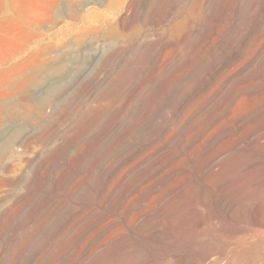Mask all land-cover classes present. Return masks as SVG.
<instances>
[{
	"label": "rangeland",
	"instance_id": "374dc122",
	"mask_svg": "<svg viewBox=\"0 0 264 264\" xmlns=\"http://www.w3.org/2000/svg\"><path fill=\"white\" fill-rule=\"evenodd\" d=\"M111 1L0 0V264H264L263 146L253 165L223 176L209 174L208 166L198 169V158L189 146L181 157L163 160L155 173L139 170L140 162L127 168L130 159L110 166L116 160L113 153L99 157L89 172L84 155L93 154L90 147L98 139L104 115L95 107L87 109V95L81 97L83 77L109 54L107 44L115 39L82 30L83 25L98 24L90 13H106L119 27L121 10H132L138 19L127 21L126 31L142 30L138 40L122 44L127 49L115 59L122 64L131 55L145 58L139 65L130 62L109 86L111 99L103 107L111 109L126 96L130 97L126 105L131 106L137 94L148 89V78L133 88L149 66L145 50H136L146 38L174 27L188 14L197 22L203 10H264V0H123L120 5ZM168 10L171 13L163 20ZM146 12L156 18L153 28L142 25ZM85 14L89 16L83 18ZM181 24L177 33L184 31ZM210 24L223 27L225 20ZM223 35L215 39L220 41ZM186 44L194 52L199 48L196 37L187 36L164 50L167 59L183 62L188 56ZM166 63L158 60L159 68L151 74L163 72ZM70 107L71 117L59 120L58 115ZM255 126L248 129L264 132ZM197 131L200 142L203 130ZM24 139L35 146L25 153L37 162L33 171L31 165H20ZM38 140L44 144L38 146ZM157 140L163 143L161 137ZM242 143L249 149L255 144L251 139ZM57 144L62 149L54 154ZM163 147L171 155L178 149L171 141ZM240 149L241 144L231 146L228 156ZM182 166L187 173L178 170ZM253 168L262 171L257 179L249 176ZM29 173V189H20ZM163 173L173 188L160 187V181L151 186ZM130 175L136 185L124 190ZM19 192V206L11 208L9 203ZM228 196L232 200L225 203ZM174 201L181 204L179 208L172 207ZM75 207L78 210L72 211ZM105 250L109 257L104 260L100 251Z\"/></svg>",
	"mask_w": 264,
	"mask_h": 264
},
{
	"label": "bare ground",
	"instance_id": "6f19581e",
	"mask_svg": "<svg viewBox=\"0 0 264 264\" xmlns=\"http://www.w3.org/2000/svg\"><path fill=\"white\" fill-rule=\"evenodd\" d=\"M122 1L112 0L110 4L120 5ZM121 11L124 12L121 15L119 27H115L116 25L113 24L106 13L95 12L90 13V15L96 17L98 24H88L82 27L84 32L90 34L104 32L105 35L111 36V39L115 38L111 42L109 40L110 43L107 44L109 54L93 67L94 70L90 71L91 73L88 72L83 77V83L81 84V97L87 95L85 99L86 108L95 107L96 111L104 115L98 139L93 142L94 144L91 143L90 148L93 154L84 155V165L89 168V172L94 170L93 162H97L99 157L113 153L116 160L113 158L110 166L117 164L119 160L130 159L131 164L127 168H132L140 162L139 170H145L146 174L148 172L155 173L159 165L164 163L163 160L169 161L171 156L181 157V152L187 149L186 146H189L191 148L190 152L193 151L198 158L197 168L202 169L204 166H208L209 174L218 173L223 176L233 169L253 165L257 150L260 146L264 147V132L253 131L255 128L253 130L248 129L251 125L264 128V10H203L199 21L196 22L193 15L188 14L180 22L184 30L181 33H177V28H179L177 24H180L178 22L173 25L174 27L171 26L161 32H155L156 34L152 38H146L143 41L144 44L136 49L138 52L140 49L145 50L149 66L142 72L141 78L133 85V88L136 89L139 84L148 78V83H146L148 89L145 93L137 94L135 103H130L131 106L126 105L130 99L129 96H126L122 98L123 100L118 105L106 109L103 104L111 99L107 91L109 86L113 81L119 80L121 72L130 62L139 65L145 59L144 55L138 56L137 54L126 57L122 64L117 63L116 58L127 49L122 44L138 40L142 33L140 28L134 29L133 32L126 31V22L136 20L138 16L132 14V10ZM170 13L171 10L165 12L162 19L168 18ZM87 15H82V17L84 18ZM221 18L225 20V26L217 28L211 26L210 23ZM142 20V25L145 28H153L151 25L156 24V18L148 12L143 14ZM222 34L224 35L221 40L217 41L215 38ZM187 36L196 37V46H199V48L194 52L193 46L186 44L185 49L188 51V56L183 62L177 64L176 60H168L164 50ZM158 60L167 63L163 68V72L160 71L159 74L153 75L151 71L159 68L157 67ZM229 63L232 64L229 65ZM40 69L41 67H38L37 71ZM179 70L181 71L179 72ZM93 89L95 90L93 91ZM159 89L161 90L159 91ZM191 100L192 102L188 104L187 102ZM243 102H246V104L242 105ZM183 105L187 107L185 110L183 109L184 111L182 110ZM73 112L74 108H65L57 118L65 120L71 117ZM111 116H113V119L107 123ZM199 124H203L204 127H198ZM201 129L203 133L201 137L199 136L201 140L199 142L198 135L201 133L197 130ZM54 131L55 129L51 128L49 134H53ZM158 137L162 138L163 143L158 142ZM247 139H251L255 143L250 149L242 143ZM195 140L196 146L189 145ZM168 141H171L179 149L172 155L167 154L166 149L163 147V144ZM152 142L154 143L150 148L146 149L144 147L145 144ZM238 143L242 145V149L229 157L228 149L231 146L239 145ZM36 144L39 146L44 142L38 140ZM22 146L23 148H21L19 154L20 165L22 167L31 165L30 171H33L37 162L35 163L29 157H25V153L27 150L35 148V146H33L32 141L27 139L23 140ZM61 149L62 145L57 144L52 152L58 154ZM154 153L158 154L151 158ZM224 154L228 156L226 159L219 158ZM179 161H181V158H179ZM105 168L108 169V166H105ZM185 169V166L178 168V170H183L181 172L187 173L188 171L186 172ZM259 170L253 168L250 171V178L257 179L262 174V171ZM30 173L27 176L28 178L22 182L20 189H29V179L32 177ZM166 173L153 181L150 178L152 181L151 186L160 181L158 183L160 187L173 188L174 185L170 184V181H165ZM135 185L130 175L125 180L122 189L125 190ZM233 191L235 190L233 189ZM21 197V192L15 195L9 203L11 208L15 209L19 206L17 204ZM231 200L232 197L228 196L224 202ZM172 205L176 209L181 204L174 201ZM51 209H54V207ZM174 209H169L168 212L173 213ZM75 210H78V208L75 207L72 211ZM107 251H100L102 255L100 257L104 260L109 257Z\"/></svg>",
	"mask_w": 264,
	"mask_h": 264
}]
</instances>
